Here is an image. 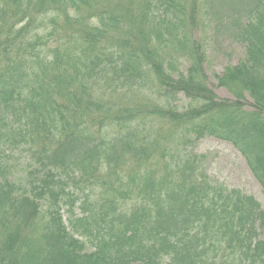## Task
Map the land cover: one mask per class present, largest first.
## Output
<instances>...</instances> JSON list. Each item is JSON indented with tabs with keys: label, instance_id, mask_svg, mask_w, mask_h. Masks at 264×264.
<instances>
[{
	"label": "trees",
	"instance_id": "1",
	"mask_svg": "<svg viewBox=\"0 0 264 264\" xmlns=\"http://www.w3.org/2000/svg\"><path fill=\"white\" fill-rule=\"evenodd\" d=\"M204 1L0 0V264H264L260 204L188 152L228 143L264 195V0L217 14L244 49L215 76L231 100L192 40ZM14 142L39 156L30 191L4 173Z\"/></svg>",
	"mask_w": 264,
	"mask_h": 264
},
{
	"label": "rangeland",
	"instance_id": "2",
	"mask_svg": "<svg viewBox=\"0 0 264 264\" xmlns=\"http://www.w3.org/2000/svg\"><path fill=\"white\" fill-rule=\"evenodd\" d=\"M231 7V4H228V0L204 1L203 10L196 24V30L192 33V40L199 43L205 52L206 61L203 69L208 86L218 98L226 100H231V97L225 89L217 87L215 76L220 75L228 66L236 65L244 55L243 47L233 40L229 28L224 24L222 26H218L217 24L219 22V16L217 14L221 13L223 16H230L232 14L229 11ZM38 32L41 33V31H36V33ZM48 44L52 46V40ZM177 67L182 72L187 67V63L180 61ZM112 86V84L108 83V87L106 88H111ZM150 89L151 87L143 89V85L140 87L142 93H148ZM98 92L108 93L109 90L100 89ZM124 92V89H118L116 93ZM119 102L122 101H116V103ZM172 103L176 107L182 108L188 104V101L182 95H179L176 101ZM96 129H98L97 126H95ZM14 144L15 142L8 146L7 152L4 154L5 156L2 160L5 167V176L11 182L20 185L24 190L30 191L31 185H39L40 180L37 181L39 176L36 174L38 171L39 156L29 151L30 147L27 143H19L16 147ZM37 148L38 146L35 150ZM188 152H192L198 156H204L205 159L203 160L202 167L212 184L221 185L228 190H239L244 194L252 196L264 211V195L247 169L243 158L232 146L213 138H205L193 147H188ZM57 169L58 173L64 170L58 167ZM74 174L76 176L73 174L68 176V187L76 193L73 184L80 186L77 195L79 196V200H83L81 192L84 186L79 183L78 179L80 176L84 177V173L81 170H77V173ZM62 178L66 177L62 175ZM77 207L78 204H76V208L74 209L75 216L80 214L79 208ZM61 215L67 230H69L67 225L68 215L65 207H62ZM87 246L86 251L92 250L88 244ZM163 261V264L168 263L167 260Z\"/></svg>",
	"mask_w": 264,
	"mask_h": 264
}]
</instances>
